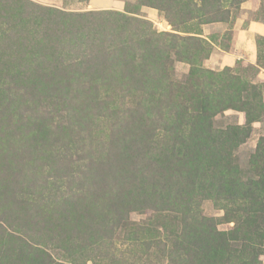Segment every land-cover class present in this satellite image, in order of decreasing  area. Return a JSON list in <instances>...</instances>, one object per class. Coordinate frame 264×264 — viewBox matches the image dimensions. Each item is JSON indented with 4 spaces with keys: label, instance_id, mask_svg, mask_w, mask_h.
<instances>
[{
    "label": "rangeland",
    "instance_id": "1",
    "mask_svg": "<svg viewBox=\"0 0 264 264\" xmlns=\"http://www.w3.org/2000/svg\"><path fill=\"white\" fill-rule=\"evenodd\" d=\"M257 21L264 23V0H240L213 22L186 21L174 6L139 0H0V264H169L161 244L144 241L163 240L171 225L165 214L129 210L126 225L97 238L91 223L116 211L108 213L101 193L134 181L130 172L146 165L140 160L162 159L145 141L152 126L162 135L174 102L196 112L231 82L247 88L248 102L261 101L257 120L227 108L214 122L247 123L234 156L240 178L256 180L251 156L264 137V34L249 27ZM240 31L254 46L253 62L233 55L244 47ZM187 36L202 45L178 38ZM154 47L155 76L141 59ZM150 77L159 80L154 103L146 97L154 89ZM161 167L160 185H172L166 162ZM126 200L118 199V209ZM216 205L203 199V214L220 216Z\"/></svg>",
    "mask_w": 264,
    "mask_h": 264
},
{
    "label": "trees",
    "instance_id": "2",
    "mask_svg": "<svg viewBox=\"0 0 264 264\" xmlns=\"http://www.w3.org/2000/svg\"><path fill=\"white\" fill-rule=\"evenodd\" d=\"M139 1L151 6H174L186 21L199 18L201 22H213L226 19L230 8L240 0ZM176 37L172 36L174 42L178 41ZM178 38L192 47L199 48L202 45V40L196 36ZM158 53V47L152 48L147 55L146 52L141 53V59H145V56L148 58L145 62L148 68L151 65L154 76L157 73ZM126 55L133 58L130 53L124 52L123 57ZM150 79L151 88L154 89L146 97H150L149 103H154L159 98V94H156L159 80ZM232 83L229 90L211 102L205 99L196 112H192L184 103L174 102V118L163 123L162 135L156 133L155 126L149 129L145 144L162 159L154 156H148L146 160L139 159L145 161L146 165L130 172L134 180L131 182L135 184L130 182L128 186L130 183L123 182L115 190L108 189L101 193V202L108 213L112 211V206L116 207V211L103 223L97 222L96 218L90 224L89 229L97 238L104 239L108 231L113 234L118 226L126 225L129 210H152L170 217L171 225L165 229L163 240L150 236L144 241L147 247L161 244L169 264H262L264 137H261L251 156L258 166L256 168H259L256 170L257 178L246 181L238 175L239 165L234 151L248 136L247 123L222 126L214 122L216 114L227 108L245 110L248 123L252 122L257 120L262 103L255 97L253 103L248 102L247 88H238ZM250 87L255 90L257 85L251 84ZM168 108V111L171 110L173 105L170 103ZM163 162L169 168L167 176L174 180L172 185H160L161 180H164ZM139 163L135 160L134 165ZM122 196L127 197V200L123 209H118L117 201ZM211 197L218 204L216 209L222 211L215 218L204 215L201 207L203 199ZM122 218L125 220L122 221ZM230 221L234 222L231 227H218ZM50 262L53 264V261ZM38 264L46 262L40 261Z\"/></svg>",
    "mask_w": 264,
    "mask_h": 264
},
{
    "label": "crops",
    "instance_id": "3",
    "mask_svg": "<svg viewBox=\"0 0 264 264\" xmlns=\"http://www.w3.org/2000/svg\"><path fill=\"white\" fill-rule=\"evenodd\" d=\"M249 30L250 32L252 33H258V34H261L263 35L264 34V23L263 22H254L250 25L249 27ZM242 32L243 31H240L241 35L240 37L242 36ZM245 31L243 32V35L244 37L243 38H240L242 39V42H244V47L243 48H239L235 53H233V55H240V56H244L246 57L250 62H253L255 60V49H254V46L251 44V42L248 40L247 41V38L245 37ZM242 45V43H241ZM249 46V47H246L245 46ZM228 54V53H227Z\"/></svg>",
    "mask_w": 264,
    "mask_h": 264
}]
</instances>
